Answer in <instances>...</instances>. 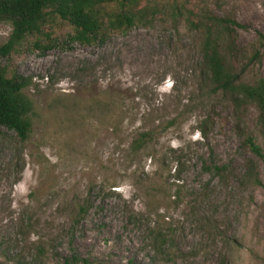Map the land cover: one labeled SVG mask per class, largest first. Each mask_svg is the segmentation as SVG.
I'll use <instances>...</instances> for the list:
<instances>
[{
	"label": "rangeland",
	"instance_id": "1",
	"mask_svg": "<svg viewBox=\"0 0 264 264\" xmlns=\"http://www.w3.org/2000/svg\"><path fill=\"white\" fill-rule=\"evenodd\" d=\"M196 1L248 28L239 43L260 46L249 73L264 77V0ZM47 31L52 49L32 37L0 60L35 108L26 143L0 128V262L264 264V190L244 182L254 156L203 83L199 34L168 16L103 46L71 43L63 22ZM11 33L0 23V45ZM142 132L153 142L134 154Z\"/></svg>",
	"mask_w": 264,
	"mask_h": 264
},
{
	"label": "trees",
	"instance_id": "2",
	"mask_svg": "<svg viewBox=\"0 0 264 264\" xmlns=\"http://www.w3.org/2000/svg\"><path fill=\"white\" fill-rule=\"evenodd\" d=\"M159 16H168L174 23L185 21L192 32L199 34L203 83L210 94H221L232 105L240 149L254 156L246 162L244 182L264 190L258 168V161L264 162V77L249 73L259 60L260 46L243 47L239 43L240 30L248 28L232 14L221 16L196 0H0V23L12 27L9 40L0 45V60L11 56L32 37L40 50L52 49L55 39L47 29L58 22L71 27L67 36L71 43L103 46L113 35L131 31ZM259 39L262 45L264 36L259 34ZM28 86L27 78L17 73L10 75L6 67L0 66V128L16 134L21 143L29 141L33 132L35 108L25 94ZM251 107L258 111L257 134L245 123ZM202 135L207 137L205 131ZM153 138L151 132L139 133L132 152L147 150ZM62 264L102 263L74 252Z\"/></svg>",
	"mask_w": 264,
	"mask_h": 264
}]
</instances>
